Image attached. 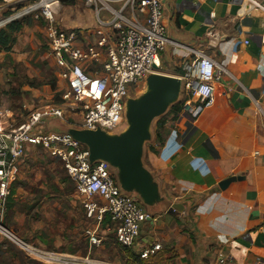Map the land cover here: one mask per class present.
I'll return each instance as SVG.
<instances>
[{
  "label": "crops",
  "instance_id": "obj_1",
  "mask_svg": "<svg viewBox=\"0 0 264 264\" xmlns=\"http://www.w3.org/2000/svg\"><path fill=\"white\" fill-rule=\"evenodd\" d=\"M161 1L172 42L160 56L161 74L179 78L183 66L195 58L192 51H205L218 64L215 104L194 120L188 109L195 102L187 101L177 114H165L153 123L143 164L153 175L162 201L154 207L144 205L151 218L142 224L137 245L120 247L113 232L102 227L98 233L101 245L92 246L86 232L93 226L85 219L82 205L73 200L76 192L63 187L12 189L14 182L8 216L13 221L30 218L40 201L42 226L32 227L30 235L40 236L37 246L69 256L137 264L135 258L144 248L159 243L163 249L146 259V264L264 261V0H253L260 7L252 9L246 8L245 0ZM66 23L61 27L81 30L78 45L95 41L97 23L90 9L85 18L79 12ZM22 43L17 37L12 50L0 56L18 57ZM57 79L63 89L67 80L58 73ZM33 90L25 85L20 88L36 97ZM15 114L8 111L0 121L10 124ZM158 124L163 126L159 137ZM70 129L76 128L56 133ZM39 131L52 133L45 128ZM23 159L15 166L16 180ZM56 194L61 198L51 201ZM130 195L141 202L136 194ZM26 196L23 215L15 200ZM174 204L185 205L184 211L172 210ZM10 249L0 254V264H40L15 260Z\"/></svg>",
  "mask_w": 264,
  "mask_h": 264
},
{
  "label": "built area",
  "instance_id": "obj_2",
  "mask_svg": "<svg viewBox=\"0 0 264 264\" xmlns=\"http://www.w3.org/2000/svg\"><path fill=\"white\" fill-rule=\"evenodd\" d=\"M23 1L26 0H2L4 4ZM61 1L39 0L26 10H40L37 18L44 22L47 46L65 69L67 83L61 90L60 107L36 109L27 120L14 126L0 121V211L6 209L16 180V164L26 157L28 148H40L61 162L74 184L84 217L93 226L86 232L90 244L101 245L98 233L105 227L113 232L120 247L131 249L140 239L142 224L151 218L144 205L122 190L111 165L90 163L85 145L68 133H45L38 126L44 119L69 115L80 116L74 125L79 130H101L110 135L124 132L132 91L146 86L148 76L160 72V56L172 44L164 22L165 7L161 0H82L97 23L95 41L84 46L78 45L80 29H65L58 24L54 6ZM245 4L248 9L260 7L253 0H245ZM6 25L0 24V28ZM192 53L195 58L183 66L179 80L182 98L195 102L188 111L192 119L198 120L205 109L215 104L218 64L203 50ZM10 244L25 258L40 264H116L43 249L18 238L0 223V251ZM162 249L161 244H152L140 252V257L146 260Z\"/></svg>",
  "mask_w": 264,
  "mask_h": 264
},
{
  "label": "rangeland",
  "instance_id": "obj_3",
  "mask_svg": "<svg viewBox=\"0 0 264 264\" xmlns=\"http://www.w3.org/2000/svg\"><path fill=\"white\" fill-rule=\"evenodd\" d=\"M39 3V0H26L16 4L0 3V24H7L13 21H23L25 26L18 38H22V48L17 50V55L0 56V120L7 115L8 111H16L17 114L12 117L11 125H18L29 117L32 111L42 107H52L62 105L61 87L58 84L57 73L61 78L66 79L67 73L59 65L55 56L47 46L44 22L37 17L40 10L33 9L26 11L29 7ZM55 13L58 24L66 27V22L76 18L77 13L85 14L89 9L82 0H74L72 3L64 5H55ZM77 10V11H76ZM4 57V59H3ZM160 73H163L160 71ZM18 86L17 89H10V86ZM28 86L36 91V97L31 96V91H20L22 86ZM53 85L56 86V90ZM9 90L8 92H6ZM146 90V86H140L138 91H132L130 98H138ZM29 95V96H28ZM182 100V96L180 97ZM31 106L32 109L29 107ZM154 121V126L156 124ZM80 121V116L67 115L63 119L42 120L38 128H45V131L65 132L68 128L74 127ZM17 180L12 185V189L21 188H39L41 186L49 187L53 190L58 188L68 189L70 193L75 191V186L67 176L60 161L53 159L49 153L40 148H30L23 159L21 166L17 171ZM75 193V192H74ZM48 197V196H47ZM20 197L15 200L18 208H23L20 212L26 215V204L28 196ZM61 198L56 194L50 200L58 201ZM73 200L80 205V200L74 196ZM8 199L6 209L10 208ZM61 201V200H60ZM43 203H35V211L29 217H20L13 221L8 216L7 210L0 211V223L6 227L12 234L18 238L32 244H39L40 236L30 235L31 228L42 226ZM25 208V209H24ZM26 218V219H25ZM15 222L16 228L13 229ZM10 251L13 259L27 262L22 258L29 260L12 244ZM6 255V254H4ZM5 260V259H4ZM6 264V263H4Z\"/></svg>",
  "mask_w": 264,
  "mask_h": 264
},
{
  "label": "water",
  "instance_id": "obj_4",
  "mask_svg": "<svg viewBox=\"0 0 264 264\" xmlns=\"http://www.w3.org/2000/svg\"><path fill=\"white\" fill-rule=\"evenodd\" d=\"M181 94L182 82L178 77L156 71L148 76L145 92L127 101L128 127L124 132L110 135L101 130L70 129L67 133L87 147L91 164L101 161L116 170L125 193L136 194L143 205L154 207L162 198L153 175L143 164L144 147L152 140L154 121L164 116L179 101ZM184 209L183 204L172 206V210L180 213Z\"/></svg>",
  "mask_w": 264,
  "mask_h": 264
},
{
  "label": "trees",
  "instance_id": "obj_5",
  "mask_svg": "<svg viewBox=\"0 0 264 264\" xmlns=\"http://www.w3.org/2000/svg\"><path fill=\"white\" fill-rule=\"evenodd\" d=\"M74 0H62L61 2L63 4H70ZM0 3H2V0H0ZM25 26V22L23 21H13L4 26L3 28H0V53L1 52H10L15 45L17 41L18 35L22 32L23 28ZM54 89L56 90V86L53 85ZM187 102V99L183 98L182 100L178 101L176 104H174L169 111L166 113L168 114H177L180 112L184 106V104ZM162 124H158L157 126V137L160 136ZM11 248V245L5 249L1 250L0 254H2L5 251H8ZM135 261L137 264H146L144 259H142L139 255V257L135 258ZM154 264V263H153Z\"/></svg>",
  "mask_w": 264,
  "mask_h": 264
}]
</instances>
